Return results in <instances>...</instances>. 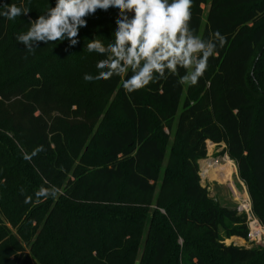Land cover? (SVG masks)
<instances>
[{"label":"trees","instance_id":"trees-1","mask_svg":"<svg viewBox=\"0 0 264 264\" xmlns=\"http://www.w3.org/2000/svg\"><path fill=\"white\" fill-rule=\"evenodd\" d=\"M9 3L29 14L0 18V264H166L178 239L179 264H211L200 243L223 264H264V248L225 245L247 238L246 217L210 196L199 164L224 144L264 226V0H193L194 33L225 37L208 70L131 94L124 77L82 79L114 12L86 17L74 47L28 53L15 37L54 0ZM40 187L56 195L25 203Z\"/></svg>","mask_w":264,"mask_h":264},{"label":"clouds","instance_id":"clouds-1","mask_svg":"<svg viewBox=\"0 0 264 264\" xmlns=\"http://www.w3.org/2000/svg\"><path fill=\"white\" fill-rule=\"evenodd\" d=\"M193 0H54V6L36 19L29 20L27 31L15 40L25 52L32 53L40 43L65 42L76 46L79 29L86 27V17L100 11L116 14L112 41L105 45L93 38L86 44L88 53L102 59L95 64L96 75L83 74L84 82L107 81L124 77L122 88L127 93L150 90V85L171 75L179 82L195 86L209 67L210 57L223 47L225 37L219 32L202 38L190 27ZM29 10L16 4H0V18L14 20L28 16ZM53 44L50 47H55ZM40 151V149H36ZM56 190L40 187L30 201L54 197Z\"/></svg>","mask_w":264,"mask_h":264},{"label":"rangeland","instance_id":"rangeland-1","mask_svg":"<svg viewBox=\"0 0 264 264\" xmlns=\"http://www.w3.org/2000/svg\"><path fill=\"white\" fill-rule=\"evenodd\" d=\"M206 146L207 156L205 160L201 161L203 164H201L203 170L200 171L201 183L203 186L208 187L210 196L217 199L221 205L237 209V203H241L249 196L247 192H245L246 188L244 184L238 178L236 165L230 160L229 162L227 161L229 158L224 153V145L215 146L207 142ZM171 148L172 137L169 135L167 149ZM213 162H216V165H214ZM228 170H230V176L227 178ZM244 240L245 239L240 237H230L224 238V243L225 245L243 247L247 245ZM171 244L173 245H170L169 257L166 264H179V261L174 257L175 249L173 246L176 244V247L180 248L181 240L178 239L177 243L172 242ZM260 247L264 248L263 246ZM199 248L201 253L209 259L211 264H223L205 245L200 243Z\"/></svg>","mask_w":264,"mask_h":264},{"label":"built area","instance_id":"built-area-1","mask_svg":"<svg viewBox=\"0 0 264 264\" xmlns=\"http://www.w3.org/2000/svg\"><path fill=\"white\" fill-rule=\"evenodd\" d=\"M237 211L245 215L248 228L247 238L244 240L247 245L243 247H264V226L254 215L249 197L239 203Z\"/></svg>","mask_w":264,"mask_h":264},{"label":"crops","instance_id":"crops-1","mask_svg":"<svg viewBox=\"0 0 264 264\" xmlns=\"http://www.w3.org/2000/svg\"><path fill=\"white\" fill-rule=\"evenodd\" d=\"M209 142V141H208ZM210 144H213V145H215V146H221V145H224V144H221V145H217V144H214V143H212V142H209ZM225 146V145H224ZM225 149V148H224ZM205 160V159H204ZM228 160V159H227ZM230 160V159H229ZM203 161V160H202ZM207 161V160H206ZM211 161V160H210ZM216 162H213V164L214 165H216L215 164ZM200 171H202L203 170V167H201V161H200ZM213 164H211V165H213ZM237 170V169H236ZM237 175H238V173H237ZM239 178V177H238ZM204 187H206V186H204ZM209 190V189H208ZM245 192H247V191H245ZM239 205V203H237V206Z\"/></svg>","mask_w":264,"mask_h":264},{"label":"bare ground","instance_id":"bare-ground-1","mask_svg":"<svg viewBox=\"0 0 264 264\" xmlns=\"http://www.w3.org/2000/svg\"><path fill=\"white\" fill-rule=\"evenodd\" d=\"M227 161L229 162V159H228ZM201 164H202V163H201ZM202 165H203V164H202ZM208 168H209V167H208ZM219 169H220V168H219ZM218 171H219V170H218ZM206 173H207V172H206ZM227 173H228V174H227V178H228V177L230 176V170H228ZM207 175H208V174H207ZM209 176H210V175H209ZM227 178H226V179H227Z\"/></svg>","mask_w":264,"mask_h":264}]
</instances>
